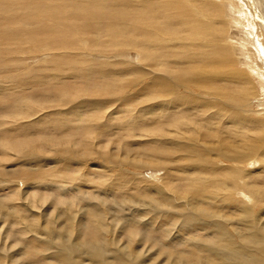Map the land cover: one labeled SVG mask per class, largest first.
Listing matches in <instances>:
<instances>
[{
  "label": "bare ground",
  "instance_id": "6f19581e",
  "mask_svg": "<svg viewBox=\"0 0 264 264\" xmlns=\"http://www.w3.org/2000/svg\"><path fill=\"white\" fill-rule=\"evenodd\" d=\"M59 1L0 0V7L10 8L12 5L19 11L23 7L27 10L22 15L14 14L11 18L3 14L0 19L1 26L5 27L0 28V67L10 66L7 71L11 69L17 76V61L20 65L26 59L20 56L22 59L17 60L16 52L10 47L13 45L19 48L18 44H32L29 46L33 47L27 53L34 56L36 53L38 55L39 44L47 45V49H44L48 56L45 59L47 64L42 68L28 69L29 72H35L37 69L40 72L38 82L30 81L29 85L42 89L41 85L46 84L47 90L58 87L62 80L80 78L76 87L71 88L69 92H63L62 100H59L58 93L59 95L53 94L54 101L47 103L53 105L62 117H67L64 118L66 121L84 109L98 106L106 97H118V82L123 92L128 89L125 90V96L122 94V104L132 99L128 96L132 88H135V96L143 90L152 91L145 96H154L155 104L142 105L138 107V111L137 106L131 105L130 102L129 105L123 104L129 114H135L132 128L136 127L139 137L132 134V139L119 145L117 154L114 153V148H102L97 146L95 141H90L86 151L82 153H79L80 149L77 150L75 146L68 145V140L65 139H62V142L45 144L56 150L53 152L55 154L73 153L67 158L68 163L73 159L86 161L95 158L104 160L109 166L111 164L113 170L105 168L106 171H90L102 180L110 179V183L106 185L107 191L125 183V167L135 168L139 174L145 169L158 170L162 176L159 181L155 180V174H147V178L140 177L138 180L136 176L139 174H128V183H132V186L128 188V192L123 193L127 196L125 200L118 199V217L115 221L118 222L119 231H112L114 221L111 214H103L105 211L100 206L101 202L93 201V209L89 208L82 216H86L84 224L78 226L75 220L70 222L75 230L63 231L52 223L51 219L45 220V227L37 224L36 228L41 231V235L36 236L33 233L32 237L30 235L27 239L24 238L27 240L25 243L30 239L31 247L27 243L29 250L25 248L26 245L21 248L22 244H19L21 247L18 248L11 238L5 242L6 236L0 233V264H264V180L251 178V175H259L258 169L264 170V164L260 163V168L249 166L253 161L264 162V127L249 124L244 135H236L237 122H241L245 127L244 121L249 120L253 114L246 111L247 116L242 115L239 109L246 104L251 106L249 93L252 89L240 85L249 82L252 86L250 71L247 69H257L254 62L247 61L248 68L239 70L237 61L229 55L227 47L221 41L222 34L209 35L208 30L204 32L209 27L206 20H199L197 15L191 11L188 13L185 8L189 1L195 3V7L196 4L201 7L200 3L203 1L198 3L197 0H178L177 3L172 1L170 5H167L169 2L166 0H71L72 3L66 2L64 5ZM228 1L230 4L226 0L225 3L235 12L233 17L236 25L242 26L243 22L239 19L245 18L248 25L243 28H246L245 31L249 29L251 39L252 36L254 38L250 43H261L264 46L260 28L261 20L264 26V0ZM51 4L54 7H66L70 11L65 14L56 8L54 19L43 23V26L35 24V27H30L28 21L34 23L32 19L36 20V15H30V10L42 13L45 9L48 10ZM76 4L84 8L83 13L81 10H73L76 9ZM164 5L172 10L174 8L175 11L166 14ZM213 5L203 4L204 15H209L213 21L219 20L222 4L218 5L220 7ZM258 8H261V11ZM159 19L161 21L156 22ZM167 19L172 25L183 27L177 34H173L174 38L170 44L160 36L161 30L144 31L153 25L163 26ZM17 21L23 23L20 22L17 28H11L9 23L15 24ZM239 21L242 24H239ZM254 27L256 29H253ZM254 30L256 34H252ZM90 32H96L98 36L80 38L87 37L86 34ZM118 37L122 39L119 40ZM102 38L105 40L102 41ZM14 39L16 41L12 42ZM86 42L92 46L88 48L82 44ZM261 45L257 46L256 50L264 63V47ZM120 48L123 51H120ZM124 51L127 52L122 54ZM62 52L66 53L62 56L63 64L58 61ZM98 53L105 55L103 59H109L111 62L117 58L116 62L95 65L92 61L81 60L86 55ZM113 53L123 56L121 59L119 55L107 57ZM8 59L11 60L10 63ZM90 72L108 79L110 85L113 83L110 78L118 77L115 80L117 87L105 88L103 83L96 87L91 86L93 80L88 76ZM138 74L140 76H135ZM11 77L14 76L7 77L5 81L11 82ZM18 81L16 80L15 88H10L13 89V94L20 93L25 87V84L21 83L22 80ZM83 82L87 86H84ZM83 87H86L85 92H82ZM225 87L240 90L235 100L228 96ZM2 88L0 91L4 93L5 89ZM58 89L60 88H56L54 92H58ZM27 94H23V98ZM105 94L110 95L104 96ZM115 101L121 104L119 99ZM253 101L254 98H251V103ZM65 105L71 107L67 106L65 111V108H61ZM47 108L46 105L45 109ZM176 108L181 111L179 124L171 122ZM187 111L190 112L189 115ZM192 114L197 115L191 116ZM146 115L147 120L150 119L149 122L154 121L150 127L141 125ZM46 119L47 116H44L45 121ZM127 121L131 124L132 120L128 118ZM221 121H225L226 125L220 129L205 125L221 124ZM50 123H47L48 126ZM31 129L33 127L26 128L25 131ZM133 146L141 147V158L134 155L135 152L131 148ZM32 149L34 150L30 145L27 146L24 149L26 152L21 153L16 160H23L24 165L34 164L37 170L33 171V167L19 168L12 172L14 178L38 179L45 172L43 170L46 168L42 170L38 164L40 160L31 162V155L28 153H36ZM0 155H3V152ZM8 158L0 157V164L10 163ZM68 163L65 164V160L62 162L65 168L73 166L67 165ZM59 166L63 168L62 165ZM9 171L0 169V178L7 177ZM144 181L150 185H140V182ZM137 188L139 190L134 192ZM145 189L153 190L158 196L153 198ZM94 195L95 193L79 194L74 200L76 202L70 205L75 206L80 201L99 200V197ZM127 198H130V203L126 202ZM139 198L150 199L154 204ZM40 202L35 199L34 205ZM63 203L64 206L69 205ZM65 210L71 220L74 212ZM78 216L77 214L75 218ZM87 224L90 226L87 227ZM34 248L40 249L34 251L42 255L41 260L34 258L37 256L32 251ZM48 256L51 263L44 262Z\"/></svg>",
  "mask_w": 264,
  "mask_h": 264
},
{
  "label": "rangeland",
  "instance_id": "374dc122",
  "mask_svg": "<svg viewBox=\"0 0 264 264\" xmlns=\"http://www.w3.org/2000/svg\"><path fill=\"white\" fill-rule=\"evenodd\" d=\"M13 1L18 2L21 0H13ZM76 1H79V0H76ZM166 1L169 2L167 5H170L172 4V1L173 3H177L178 0H166ZM188 1L189 0H187V2ZM222 1L223 0H197L198 3L201 2L200 3L202 4L201 7H199L197 4L195 7L194 6L195 3L193 2L190 3L189 1V4L186 3L185 8L187 9L188 13H190L191 11L192 14L197 15V18L199 20H204V21L206 20L209 27L206 28L204 32L208 30L209 35L222 34V36L220 37L221 41L224 44V46L227 47L229 55L234 57V59L237 61V67L239 68V70H246L248 68V64L246 63L247 61L249 62L252 61L254 62V65H256L257 69L255 70L253 68L247 69L250 71V77L252 79L250 82L252 86L250 85L248 81H247L248 83L240 85L241 87H246V88L250 87L252 89V92L249 93L250 97L248 96L251 106L249 107V105L247 104L243 105L242 107H240L239 111L242 115H245V116H247L246 111L248 113H253L252 115H250L251 118L249 120L246 119V121H244L245 127L242 126L241 122H237L236 135L242 136L245 134V131L249 124H258L259 126L264 127V118H263L264 117V84H263L264 82V63L261 60L256 50L257 46H260L261 43L259 45L250 43V40L253 42L254 38L252 36V39H251L250 33L248 31L249 29L245 31L248 25L245 18L241 17L242 19H239L241 22H243L242 24L239 21V24H242V26L236 25L234 21V17H233L235 12H232V9L226 5L225 0L224 2ZM226 1L227 3L230 4V1L228 0ZM59 2L60 3L62 2V4L66 2H67L66 4L72 3L71 0H62V1L60 0ZM216 2H218L219 4L220 3L222 4V11H221V8H219L221 11L219 20L213 21L210 19L209 15H204V9L202 7H203V4L205 5L208 3H210L211 5L215 4L213 6L217 7L219 4ZM86 6H88V3ZM165 6L166 5H164V11L166 14L168 13L172 14L175 11L174 8L172 10V8H166ZM182 6H184V4H182ZM56 8H59L61 10V13H65V14H68L70 11V9L66 7L65 8H63L62 6L54 7L53 5L50 6L48 10L45 9V11L42 13L37 12V11L35 12L34 10H30V12H32L30 13V15H36L35 16L36 20H34V18L32 19L34 23H29V21L32 22L31 20H29L28 21L29 26L31 27L32 25L33 27H35V24H38V26H41L43 23L54 19L53 17L57 14ZM83 9L84 8H82L80 4H76V9L74 8L73 10L74 11L81 10L83 13ZM24 11L27 12V10H24V7L23 9L21 8L20 11L19 9H15V7L12 5L10 6V8L0 7V19L3 17V14L6 15V17L9 16L8 18H11L14 14L22 15ZM44 15H46V17H44ZM230 16H232L233 18H231ZM41 19L44 22H42ZM160 21H161L160 19L156 20V22H160ZM17 22L18 23H15V24L9 23L10 27L17 28V26L20 25V22L23 23L22 21H17ZM243 27H246V28H243ZM263 27L264 26L262 25V20H261L260 28H261V33L264 39V29H262ZM0 28H3L1 26V23H0ZM155 29L157 31L161 30L162 33L160 34V36L163 39H165V42L167 44H170V42L173 40L172 38H174L173 34L174 33L177 34L180 31V29H183V27L180 25L174 26L170 23V20L167 19L164 22L163 26L153 25L151 27L145 28L144 31H152ZM253 29H256V28L254 27ZM256 33L257 32L255 30L254 32H252V34H256ZM86 35L87 37L82 36L80 38L88 39V38H94L98 36L96 32L94 33L90 32V34H86ZM118 39L121 40L122 37H118ZM230 39H233V40H230ZM103 40L105 39L102 38V41ZM13 41H16V39L12 40V42ZM82 44H84L88 48L92 46L90 45L89 42L82 43ZM29 45H32V44L25 43L22 46L18 44L19 48L14 47L13 45L12 46L14 48L12 46H11L12 48L10 47V49L16 52L17 60L22 59V58L26 59L25 61H23V63H20V65H19V62L17 61L18 64L15 65V72H17V76L11 69L9 72L7 71L10 66L2 65V67H0V71H2V73H0L1 74L0 75V90L2 88L1 86L2 84H4L2 89H5L3 91L4 93L0 91V153L3 152V155H0V157L8 156L9 157L8 160L11 161L10 163H7V164L5 163L0 164V169L6 170V171L10 170L7 177L0 178V233H2L1 234L2 236H6L5 242L10 240L11 238V241L18 248L21 247V245L19 244H22L21 248H24L26 245L25 248L29 250L31 247L29 243L30 239H29V242H27L28 245L30 246L28 247L27 243H25V241H27L26 237H29L30 235L32 237L33 233L36 236L41 235V231L37 230L36 228L37 224H40V227H45L47 226V224L45 223V220L49 219L50 221L51 219V222L54 223L56 226L60 227L61 230L63 231L64 230H75L70 224V222H74L75 220L78 226L80 224H84L86 216L85 217H82V216L84 213H86V211L88 212L89 208L93 209V203H92L93 201L101 202L100 206L104 208V211H105L103 214H111V219L114 221V227L112 228V231H119L118 222L115 221V218L118 217V212H117L118 211V199H122L121 201L125 200L127 196H124L123 193L128 192V188L132 186V183L130 182L128 183V174L137 175L139 174V171L132 167L130 168L125 167L126 169L124 173L127 175V178H125L126 180L125 183L120 187H114L110 191H107L108 188L106 187V185L110 183L108 182L110 181V179L102 180L99 176H95L90 171L92 172L106 171L105 168H108L109 170H113L110 163H109L110 164L109 166L108 164H106L104 160H99L95 158L88 159L86 161L81 160V159H78V160L73 159L71 163H68L67 158L71 156L73 153L55 154L53 152H55L56 150L47 146L45 143H54V141L62 142V139H65V140H68V145L75 146L77 150L80 149L78 150V152L82 153L86 151L88 147L87 144H89L90 141H95L97 146H101L102 148H106V149L114 148L113 151L115 154H117L119 145L124 144L129 139H132L134 137L132 136V134L135 135V137H139V133L136 130V127L132 128L133 123H134L133 121L135 120V114L134 116L129 114L126 111V109H124L123 106L129 105V102H130L131 105L137 106L136 111H138V107L145 105V104L147 105V103L148 105H154L155 104L154 96L152 98L151 96L149 97L145 96L146 94L151 93L152 91H150L149 89L143 90L139 92L138 95L135 96V88H132L128 92V96L129 97L131 96L132 99L128 101L127 103L124 102L123 103L124 105H123L121 101L122 100L121 97H124L126 95L127 92H125V90L127 91L128 89H125L124 90L125 93H124L122 87L119 86V82H118L119 89L117 91L116 96H118L119 98L115 96L114 97L109 96L108 98L106 97L107 99L105 98L103 103L98 104V106L95 105L87 109H84L80 113L72 117L69 121H66L64 118H67V117H62V115L59 114V111L58 113L56 112L57 110L56 108L53 107V105H50L47 103L55 100L53 94H56V95L60 94L59 100H62V94H64L63 92L64 91L69 92L71 88L76 87V84L78 85V83H80L79 82L80 78H69L70 80L69 79L62 80L61 85L60 83H58L59 85L58 87H53L51 89L48 88L47 90H45V88H47L46 84H44L45 86L43 84L41 85L42 89L40 87L38 88L35 86L31 87L29 85L30 81L31 83H33L34 81L38 82V78L40 77V72H38V69L35 72L34 70L32 72H29L28 69L30 70L31 67L32 68L33 67L42 68L46 66L45 64L47 63H45V59L48 58V56L46 55L45 50L47 49L48 46L44 44H39L38 46L39 49L37 48L39 50L38 52L39 56L37 55V53L34 56H31L27 52L33 46H29ZM261 46L264 47L263 45ZM80 50L81 49L79 47L78 51ZM120 51H123V50L120 48ZM126 52L127 51H124L122 54H125ZM133 53L135 54V51H133ZM65 54H66L65 52L60 53V59L58 61L60 63L62 62L61 64L64 63L62 60ZM98 54L100 55V57H98ZM98 54L90 55V56L86 55V57L81 58V60L82 61H92L95 65L98 63L108 65L112 62H116L115 60L117 58L115 59L113 57L114 60L111 62V60L109 59H103L106 57L105 55L100 54V53ZM27 55L31 57L26 58L25 56ZM118 55L120 59L123 56L121 54L113 53L111 55H108L107 57L109 58L110 56L118 57ZM10 61L11 60L8 59L9 63ZM16 69H18V71H16ZM72 69H73V65H71V70ZM223 69H226V68H223ZM11 75L14 76V77H11V80H10L11 82H6L5 80H7V77ZM88 76L89 78L93 80V84L91 86L96 87V86L101 85V83H103V86L105 88H107L108 86L110 87L116 86L117 82L115 80L116 78H118V77H115L114 79L110 78L112 79L111 81L113 82L112 85H110L108 79L101 77L100 75L95 74L94 72H90ZM135 76H140V74L135 75ZM16 80L18 82L22 80L21 83L25 84V87L20 93L13 94L14 91L13 89H10V88H15L17 86ZM83 84L84 86H87L85 82H83ZM56 88H60L62 90L58 89V92L55 93L54 90ZM83 88L84 90H82V92H85L86 87H83ZM34 89L36 90L35 92H34ZM225 89L226 91H228V96L233 100H235V96L238 94V92H240V90L234 89L232 87H225ZM59 90L61 92H59ZM27 93H29V95ZM23 94H27L25 98H23ZM122 94H124V96H122ZM253 94L255 95L252 96ZM106 95H110V94H105L104 96ZM133 96H134V99H133ZM251 98H254V101L252 103H251ZM115 99H119L122 105L119 102L115 101ZM260 100L262 101L261 103H263L262 105L260 103ZM44 105L45 106L47 105L48 108L45 109ZM67 106L71 107V105H65L64 107H61V108H65V111H67ZM181 107L183 108L184 106H181ZM112 109H113V112H112ZM60 112H62V109ZM173 112H174L173 117L175 120L173 119L171 120V122L174 121L173 124L181 123V120H179L181 116L180 114L181 111H179V109L176 108ZM189 114L190 112L187 111V115ZM193 115H197V114H192L191 116ZM44 116H47L46 121L47 123L51 122L50 123L51 125L49 124L48 126V124L44 120ZM128 118L132 120L131 124H130V121H127ZM149 120L150 119L147 120V115H146L145 121L141 125L144 127L152 126L154 124V121L151 120L149 122ZM162 120L164 121L165 119H162ZM205 125H210L212 126V128L220 129L222 126L226 125V122L221 121V124L207 123ZM30 127H33V129L29 131H25L26 128H30ZM80 131L82 132L80 133ZM143 138L147 140L146 137H143ZM29 145L32 148H34V150L33 149L32 150L36 152V153L27 152L29 155H31V160H32L31 162L34 163L35 161L40 160L38 162L39 166H41L42 170L44 168H46V170H43L45 172L42 175H40L38 179L36 178L35 179L14 178L12 175V172L14 173L19 168L31 169L33 167V171L37 170L36 168L37 166H34V164L24 165L25 162H23V160L21 159L16 160V157L20 156L21 153L26 152L24 149ZM131 148H132V151L135 152L134 153L135 156H137L138 158L139 157L141 158L143 156L141 147L133 146ZM255 158L263 159V157H255ZM64 160H65V164L68 163L67 165H73V166L65 168V165L62 164ZM260 163L264 164V162L253 161L250 163L251 165L249 166H251V168H254L255 166L256 167L258 165L260 166ZM59 165H62L63 168H61V166ZM259 166L257 168L261 167ZM160 172L158 173V170L145 169L139 174L140 176L137 175L136 178L139 180L140 177L147 178L148 175L150 176L151 174L153 175L155 174L154 175V177L156 178L155 180L159 181V179L162 176ZM258 173L259 175H251V178L252 177L260 178L261 179L260 181L264 180V175H263L264 170L258 169ZM150 180L155 181L152 178H150ZM91 183H93L94 186ZM140 185L144 187L145 185H150V184L144 181V182H140ZM55 186H61V187L56 188ZM101 186L103 187L100 189ZM143 187L141 188L142 190H143ZM132 190L134 191V189ZM138 190L139 189L137 188L134 192H137ZM145 191L148 194H150L153 198H156L158 196L157 194H155L153 190L145 189ZM87 193L89 194L95 193L94 196L99 197V200H89L88 202L80 201L75 206L70 205L76 202L74 200L79 197V194H87ZM35 199H39L41 201L40 202L41 205L40 204L34 205ZM139 199L144 200L148 203L154 204L152 200L150 199H144V198H139ZM63 202H66L69 205L64 206ZM126 202L130 203V198H127ZM65 209H69L74 212L71 220H69L70 217L68 216V211ZM95 212L96 213L98 212L97 209H95ZM45 214H47L48 216ZM77 214L79 216L78 218H75ZM86 226L89 227L90 224H87ZM31 230L33 231L35 230L36 232L35 231L33 232ZM30 231L31 233H28ZM4 232H7V234H4ZM26 234L28 235L25 236ZM16 238L18 239V241L20 240L19 243ZM38 247L42 248V246H39V245ZM34 250L40 251V249H36V248L32 249V251ZM35 251L34 253L37 256H34V258L37 260H41L42 255L37 254L38 252H35ZM44 262L51 263L52 261L50 259V256H48V259H46ZM35 263L36 262H34V264ZM37 264H44V263L37 262Z\"/></svg>",
  "mask_w": 264,
  "mask_h": 264
}]
</instances>
